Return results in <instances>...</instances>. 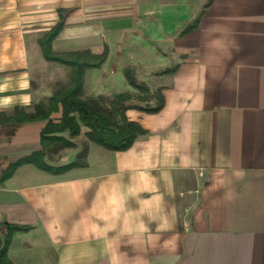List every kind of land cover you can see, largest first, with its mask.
<instances>
[{"label": "crops", "instance_id": "crops-1", "mask_svg": "<svg viewBox=\"0 0 264 264\" xmlns=\"http://www.w3.org/2000/svg\"><path fill=\"white\" fill-rule=\"evenodd\" d=\"M183 3L0 0V240L19 227L6 251L12 264H264V0ZM155 13L162 25L143 34L153 59L129 58L151 95L138 102L124 74L102 70L112 54L128 68L123 37H136ZM60 16L52 50L108 46L101 66L84 70L83 90L105 96L90 85L123 80L125 114L145 132L114 151L81 126L80 149L63 147L69 152L54 163V147L44 159L62 167L85 145L84 165L52 174L21 164L4 177L42 148L46 120L11 117L51 95L42 76L54 78L58 64L43 57L39 39Z\"/></svg>", "mask_w": 264, "mask_h": 264}, {"label": "trees", "instance_id": "trees-1", "mask_svg": "<svg viewBox=\"0 0 264 264\" xmlns=\"http://www.w3.org/2000/svg\"><path fill=\"white\" fill-rule=\"evenodd\" d=\"M63 23V16H60L59 21L39 39V44L43 57L47 61L59 62L73 68L72 85L60 93L54 94L49 99L47 105H43L42 103L36 104L33 112L15 109L11 117L13 122L46 120L40 134L42 148L11 164L4 173V177L11 175L15 168L21 164H32L52 174H60L70 168L84 165L85 145L82 152L78 155L79 160L62 167H53L44 160L49 150H52L54 147L71 146V143L59 134L67 131L71 137L77 136L80 133L81 126L87 128L85 136L89 141L114 151L127 149L138 135L145 132L138 123L130 121L125 114L128 108L125 102L131 98L130 94H117L113 99L109 100L108 104H106L103 98L82 96L84 70L90 67H99L105 60L107 50L105 49L100 56H97L98 60L94 63L78 61L81 55H90L88 51L83 53L78 51L72 52L70 55L75 57V60H65L54 54L51 43L61 31ZM124 76L132 87L137 89L142 88V85L135 81L133 73L128 68L124 70ZM157 109L146 110L156 111ZM58 111H60L61 115L55 122L50 118V115ZM18 228L16 226H8L6 234L0 240V264H12L7 258L6 251L12 232Z\"/></svg>", "mask_w": 264, "mask_h": 264}, {"label": "rangeland", "instance_id": "rangeland-1", "mask_svg": "<svg viewBox=\"0 0 264 264\" xmlns=\"http://www.w3.org/2000/svg\"><path fill=\"white\" fill-rule=\"evenodd\" d=\"M151 2H153V5L155 4V7H159V8H163V6L166 8L168 6H172V7H175V8H178L179 7H182V5L184 4V0H151ZM191 2V1H190ZM192 4V2H191ZM153 18V19H152ZM159 18L161 19V15L155 13L154 15L151 16V20L153 21H148V23L143 25V27L141 29H137V31L139 32L138 35L136 37H129L130 36V33H128L127 35H125L123 37V43H121L120 45V50H121V59L123 61H126L127 63H129L128 65V69L130 70V63L129 62V58H134V60H142L143 63H146L148 62L147 60H151L153 59L154 55H153V47L150 43H146V38L143 37V34L146 33L148 34L149 32H151V25H155L156 28L157 26H160L162 25V21H157L159 20ZM88 25L89 27L92 25V23L88 22ZM146 28H145V27ZM153 28V29H154ZM59 45V44H57ZM109 47L107 46V48L105 47V45H103V47H101V49L99 50V52L97 54H91V50L90 49H83V50H79L78 52L80 53H83L85 52V50H87L90 55H86V56H80L79 60L78 61H83V62H96L98 59L97 56H100L104 51L105 49L107 50L106 51V57L108 56V52H109ZM54 54L62 57L63 59L65 60H75V57L71 56L70 54L74 51H67V52H61V51H54ZM112 54V53H111ZM97 57V58H96ZM105 57V59H106ZM114 57H115V54H112L110 57H109V60L106 62V64H104V68H103V73L105 75H109V76H113L114 74H120L121 77H123V74H124V70L125 69H122L123 67H121V65H117L119 61H114ZM146 60V61H145ZM161 61V60H160ZM104 62V61H103ZM102 62V63H103ZM151 62V61H150ZM58 64V67L57 68H54L52 69L51 71V76H55L57 81H55V77L54 78H49V73L48 75H43L42 76V84H43V87L46 86V89L47 90H51V95L50 97L46 98V97H43V100H42V104L43 105H47L48 102H49V99L54 95V94H57V93H60L61 91L67 89L68 87H70L72 85L71 83V80H72V77L74 75V70L71 66L69 65H65V64H62V63H59L57 62ZM149 64V63H148ZM116 65V66H115ZM101 66V64H100ZM99 66V67H100ZM143 66H147V64H143ZM113 71H115V73H113ZM131 71V70H130ZM108 76V77H109ZM51 79V80H49ZM122 79V78H121ZM109 80V81H108ZM121 81L123 80H120V83L117 82V77H114L113 79H107L106 76H102L101 78H99V82H96L95 84H91L90 85V88L91 89H98L99 85H101L105 92V96H96V97H93L91 95H89L88 93L85 92V90H83V83H82V96L83 97H93V98H105V99H113L116 94L118 93H122V92H125L124 89H123V86H124V82L121 83ZM94 85V86H93ZM142 85V88L138 89L137 90V94L134 95L135 99L134 101H138L140 100L141 97H144V98H149L151 97V95L147 94V88L145 87V84L141 83ZM89 90V88H88ZM156 95L155 93L153 94V96ZM138 96V97H137ZM137 98V99H136ZM106 102V101H105ZM39 104V103H37ZM106 104H108L106 102ZM145 106H149L148 104H145ZM56 122V121H55ZM66 134V139L71 143V146H68V147H75L77 146V148L80 149L81 147V142L83 141L82 140V137H80V135H77V136H73L71 137L68 132H64ZM62 134V133H61ZM76 144V145H75ZM69 148H63L61 146H58V151L56 152V155L52 156V159L54 161V163H60L61 160H62V156L67 152H69L68 150ZM81 153V152H80ZM79 153V154H80ZM45 160V159H44ZM76 160H79V158L77 157ZM75 160V161H76Z\"/></svg>", "mask_w": 264, "mask_h": 264}]
</instances>
